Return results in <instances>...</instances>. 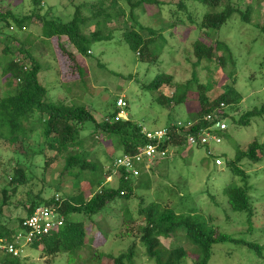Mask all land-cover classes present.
Returning <instances> with one entry per match:
<instances>
[{
	"label": "rangeland",
	"instance_id": "1",
	"mask_svg": "<svg viewBox=\"0 0 264 264\" xmlns=\"http://www.w3.org/2000/svg\"><path fill=\"white\" fill-rule=\"evenodd\" d=\"M82 1L97 0H44L42 13L51 9L52 16L68 21L76 11L72 3ZM232 1H241L242 10L253 6L252 22L242 25L240 16L233 15L221 29L210 36L204 31L199 32L197 20H190L188 16L189 11L202 14L208 5L187 0L185 2L189 11L176 14L182 10L179 0H164L163 4L150 5L147 9H133L127 0H120L118 5L125 13L120 14L117 19H109L112 38L91 45L93 54L84 57L86 65L83 78L73 82L64 81L66 63L57 45L58 39L45 37L38 21H32L24 33L19 31L17 35L18 40H29L32 52L41 64L39 80L47 88L50 101L67 102L71 105L85 104L91 108L98 122L105 119L114 109L113 102L120 95L127 96L129 106L126 113L129 119L142 123L149 129L165 128L170 121H185L192 117L190 111L193 107L162 104L158 99L160 92L150 87L153 81L166 74L173 77V82L185 83L191 79L197 82L199 79L200 83H210L212 92L208 90V95L223 92L225 84L233 85L243 95V100L234 110L235 116L239 117L244 111L264 102V36L256 26L264 19V0L259 3L257 0ZM6 5H11L14 11L20 14L29 13L34 9L32 0H0V8ZM133 12L139 23L134 19ZM178 16L181 21L177 25V20L173 19ZM95 21H88L87 32L96 28ZM172 22L174 24L170 26ZM125 28H135L148 37L153 34L151 31L156 33L153 36L159 35L158 41L153 45L158 49L156 54H159L156 62H143L139 59L138 54L123 39L122 32ZM198 36L207 44L219 38L224 40L232 50L233 60L227 59L219 65L215 56L212 62L204 60L197 64L196 58L190 52L191 43ZM3 37L0 36L1 39H4ZM13 44L19 46L16 41ZM4 46V43L0 42V95L10 89L14 90L7 89L2 77L4 62L11 58L10 54L3 52ZM67 48L76 52L71 43H67ZM160 88L164 96H171L174 91V87L168 83H164ZM197 95L198 93L193 94L192 100H195ZM88 124L85 125L86 129ZM30 128L33 131L22 139L23 146L17 145L16 142L10 143L0 136V225L8 228L20 229L18 219L27 215L26 209L40 192L45 198L57 194L65 197L75 196L85 187L89 197L101 188L93 187L92 182L90 184L93 188L88 187L87 183L83 187L80 182L84 180L77 184L76 174L66 171L65 158L59 157L56 151L44 150L42 154L38 153L40 128L27 126V131ZM93 129L90 126V132L82 134L84 149L89 153L88 159L91 162L107 169L112 164L109 157L115 160L123 151L115 149L117 140L109 141L100 131L91 132ZM254 140L264 142V117L253 118L249 125L230 122L223 142L214 145L215 152L224 158V165H216L215 158L207 156L203 147L183 150V155L176 154V158H159L153 161L150 169L146 163H139L137 167L144 180L155 176L156 181L166 184L153 181L151 187L139 189L136 196L129 200L117 198L109 204L107 211L92 218L83 213L71 214V220L85 223L88 236L94 238L93 245L99 252L118 256L135 242L134 263L154 264V260L147 256L146 247L140 241L141 232L138 228L145 225V221L139 215V207L142 199L145 204L154 200L169 202V206L176 208L180 214H192L194 219L206 223L208 227H215L219 232L231 234L247 242H255L262 247L259 252L256 247L242 243L219 242L213 245L212 257L208 264H264V157L257 162L248 159L241 162V167L248 174L247 183L240 175H235L226 162V159L234 157L238 148L246 149ZM172 152L170 155H173ZM17 168H21L25 173L24 183L13 180ZM75 171L76 168L73 169V172ZM231 181L250 186V196L255 207L251 223L246 212L234 210L229 204L224 188ZM105 182L108 186L118 185V182H114V177L111 181L107 178ZM4 195H7L6 199ZM183 228H177L169 243L173 241L174 245H183L188 249L190 243L186 237V229ZM190 247L192 250L195 248L192 244ZM43 249L41 245L25 246L24 253L17 257V264H65V254L49 256L43 253ZM81 253L82 260L93 255L89 249ZM108 255L104 256L107 258ZM196 258V255L190 256L181 264H195Z\"/></svg>",
	"mask_w": 264,
	"mask_h": 264
},
{
	"label": "trees",
	"instance_id": "2",
	"mask_svg": "<svg viewBox=\"0 0 264 264\" xmlns=\"http://www.w3.org/2000/svg\"><path fill=\"white\" fill-rule=\"evenodd\" d=\"M32 1L34 9L25 14L15 12L11 5L0 8V36H4V39L0 38V42L5 45L3 52L11 55V58L4 62L2 77L5 79L7 89L14 88V90L10 89L7 93L3 92V95H0V136L10 143L16 142L17 145L21 144L23 146L24 141L22 139L29 136L30 132L33 131L32 128L27 131L26 127L31 126L34 128L38 126L41 138L38 153L42 154L44 150L56 151L59 157L65 158L64 168L66 171L76 174L77 184L84 180L80 182L83 187L85 183L90 188L101 187L91 193L89 197H87L89 192L87 193L88 190H85L87 188L84 187V189L81 188L82 192L78 195H68L66 197L60 195L59 200L56 199L55 195L51 198H45L42 192L38 193L36 200L32 201L26 209V213L29 214L39 205H54L59 208L60 212L65 214L66 222L57 232L44 236L42 240L35 241L33 245L36 247L43 246L45 255L65 254L67 257L65 264H135V242L118 256L99 252L93 245L94 238L88 236L85 223L71 220L70 215L83 213L85 216L92 218L96 214L107 211L109 204L115 202L117 198L129 200L136 196L139 189L151 187V183L156 181L155 176L144 180L141 171L139 175L134 176L133 173H127L123 167L117 169L115 160L112 157H109L112 164L107 169H103L102 165L98 167V163L91 162L88 159L89 153L84 149V138L82 136L84 132L89 131L88 128L91 126L94 128L91 132L100 131V133L105 134L109 141L117 140L115 149L122 150V154H135L139 152L141 147L150 142L149 138L142 132L145 125L131 119H116V115H118L117 99L113 102L114 109L101 122L97 121L91 108L85 104L71 105L67 102L50 101L47 88L39 80L41 64L32 52L31 45L28 43L29 40H18L19 35H17L20 33L19 31L24 33L23 27L27 29L31 26L32 21H38L45 37L58 39L57 45L66 63V71L63 74L64 81L73 82L83 78L86 65L84 57L90 56L91 45L112 38L109 19H117L125 11L118 5L120 0L73 2L72 4L76 8L75 13L70 20L63 21L52 16L51 9L42 13L44 0ZM127 1L133 9L136 7L147 9L150 5L163 4L164 0ZM185 1L187 0H179V7L182 10L176 14L189 11ZM194 1L208 5L202 14L193 11L188 12L190 20H197L198 31H204L207 35L211 36L212 33L221 29L233 15L240 16L238 17L242 25L252 22L253 6L242 10L241 1ZM261 1L263 0H257L258 3ZM85 13H89V15ZM133 17L139 23L134 12ZM94 19L96 20V28L92 32H87L89 28L88 21ZM179 19L180 16L174 18L173 21L177 20L178 25L181 21ZM173 24L172 22L170 26ZM11 26L14 27L13 31L10 30ZM256 26L264 36V19ZM122 33L123 39L138 54L141 61L156 62L159 54H156L158 49L153 45L158 41L159 35L153 36L156 33L151 31L153 34L148 37L135 28H125ZM15 41L19 43L18 47L13 44ZM67 43H71L76 52L68 49ZM191 47L190 54L196 58L197 64L204 60L212 62L215 56L220 63L219 65L225 63L227 59L233 60L234 55L230 46L220 38L207 44L198 36L192 41ZM58 78L60 81V76ZM195 78L197 77L195 76ZM173 80L171 75L166 74L153 81L150 87H154L156 91L160 92L158 99L162 104L172 107L179 105L184 107L188 105V108L193 107L190 111V114H193L192 117H189L185 122L193 121L194 124L192 127H187V129L184 126L177 129V123L182 120L168 122L166 128L170 130L171 139L164 141L159 147L166 150L167 153L165 156H158L153 161L159 158H176V154L183 155V150L186 151V149L192 147L200 148L189 143L188 135H197L202 128L208 127L209 123L206 117L210 114L215 113L217 118L223 117L226 119L228 126L230 122L249 125L253 118L264 117V102L260 106H254L244 111L239 117L235 116L234 110L243 100V95L233 85L225 84L223 92L217 95L213 93L208 95V90L212 92L210 83H200L199 79L197 82L195 79H191L185 83L173 82ZM164 83L174 87L171 96L161 94L163 92L160 91V86ZM195 93H198L197 98L192 100V95ZM222 104L224 105L222 106ZM86 124H88L87 129ZM171 151H173V155H170ZM220 156L217 155V157ZM263 157L264 142L254 140L246 149L238 148L234 157L226 159V162L233 173L240 175L247 183L248 174L241 167V162L245 159L257 162ZM143 163H146V160H143ZM74 168L77 171L73 172ZM115 169L119 172L117 176L114 173ZM111 175L114 177V182H118L117 187L106 184L105 180ZM168 175L166 176L168 177ZM24 176L23 170L17 168L13 180L17 183H24ZM90 182H92L93 187H91ZM224 192L228 196L231 208L246 212L248 221L251 223L255 207L250 196V186H247V184L245 186L239 185L231 181L225 186ZM4 196L6 199L7 195ZM169 205V202L162 203L157 200L145 204L144 199L140 203L139 215L145 221V225L138 228L141 232L140 241L146 247L147 256L154 260V264H181L184 259L194 255L197 257L195 264H208L212 257L213 245L219 242L242 243L249 247H256L259 252L262 249L255 242H247L231 234L219 232L215 227H208L206 223L194 219L192 214H180L176 208ZM22 219H18V225L21 224ZM178 227L186 229V237L190 243L188 249L183 245H174L175 242L173 241L169 243ZM16 231L15 228L0 225V238L12 240ZM191 244L195 246L194 250L191 249ZM85 249H89L93 255L82 260L81 251ZM104 255H108V257L106 258ZM16 260L17 257L0 248V264L19 263Z\"/></svg>",
	"mask_w": 264,
	"mask_h": 264
},
{
	"label": "built area",
	"instance_id": "3",
	"mask_svg": "<svg viewBox=\"0 0 264 264\" xmlns=\"http://www.w3.org/2000/svg\"><path fill=\"white\" fill-rule=\"evenodd\" d=\"M117 105L121 107V112L118 113L116 119L123 117V108L126 106L124 98H120ZM224 104H222L223 106ZM209 125L206 128H202L197 135L189 134V143L192 146L203 147L206 150L207 156H213L215 154L214 145L223 141L224 133L228 130V124L223 117H215V113L206 117ZM193 121H180L177 123V129L181 127H192ZM217 132H214V131ZM143 133L147 136L150 142L141 147L138 153L135 154H122L115 160V165L118 168L123 167L127 173H133L134 176L140 174V170L137 167L143 160L152 161L157 156H165L166 150L159 148L164 141L171 139L170 130L168 128H155L150 130L146 127L143 128ZM216 164L222 165L223 161L217 158ZM114 170L117 176L119 172ZM110 176L108 179H111ZM57 196V200H59ZM66 222V216L60 212L59 208L54 205H40L35 207L29 214H27L21 224L20 229L17 228L16 233L12 240L8 238H0V248L6 251L8 254L19 257L24 253V247L32 244L35 241H40L44 236L57 232L64 226Z\"/></svg>",
	"mask_w": 264,
	"mask_h": 264
},
{
	"label": "clouds",
	"instance_id": "4",
	"mask_svg": "<svg viewBox=\"0 0 264 264\" xmlns=\"http://www.w3.org/2000/svg\"><path fill=\"white\" fill-rule=\"evenodd\" d=\"M13 29H14V27L13 26H11V28H10V30L11 31H13ZM24 30H26V27H23V31ZM90 54H93V50L91 49L90 51ZM120 98H124V100L126 101V106L123 108V111H124V113H123V117H121V119H129V117L127 116V113H126V109L128 108V106H129V103H128V101H127V96H125V95H120L118 98H117V102H118V100L120 99ZM117 102H116V106H117V108H118V113L119 112H121V107H119L118 105H117ZM117 116V115H116ZM120 119V118H119ZM145 127V126H144ZM147 128V127H146ZM166 128V127H165ZM228 129H229V126H228ZM228 131V130H227ZM226 131V132H227ZM142 132H143V129H142ZM225 132V133H226ZM223 142V141H222ZM221 142V143H222ZM220 144V143H219ZM216 145V144H215ZM215 151V150H214ZM166 153H167V151H166ZM217 155H221V154H219V153H216L215 152V154L213 155V156H209V157H214L215 158V160L217 159V158H220V159H222V161H223V164L222 165H224V163H225V160H224V158L222 157V156H220V157H217ZM158 157V156H157ZM156 157V158H157ZM117 159V158H116ZM115 159V160H116ZM155 159V158H154ZM154 159H152V161H148L147 159H146V164L148 165L147 167H150L151 166V164H152V162H153V160ZM215 164H216V161H215ZM216 165H218V164H216ZM222 165H218V166H222ZM110 177V176H109ZM108 177V178H109ZM111 177H113L112 175H111ZM111 180H112V178H111ZM110 179H108V181H111ZM61 195V194H60ZM60 195L59 194H57V196H59L60 197ZM57 196H56V199H57ZM60 199V198H59ZM40 206V205H39ZM37 207V206H36ZM27 214V213H26ZM25 217V216H24ZM23 217V218H24ZM23 220V219H22ZM15 229H17V228H15ZM15 257V256H14ZM20 257V256H19Z\"/></svg>",
	"mask_w": 264,
	"mask_h": 264
}]
</instances>
